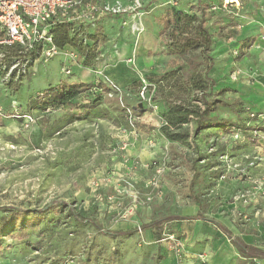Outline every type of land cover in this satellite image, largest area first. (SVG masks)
<instances>
[{
	"label": "rangeland",
	"instance_id": "rangeland-1",
	"mask_svg": "<svg viewBox=\"0 0 264 264\" xmlns=\"http://www.w3.org/2000/svg\"><path fill=\"white\" fill-rule=\"evenodd\" d=\"M99 1L107 13L55 55L0 45V264H264L211 221L264 249V33L238 21L250 0ZM202 11L211 69L201 48H177L201 38ZM128 29L133 55L110 57ZM75 82L91 86L45 94ZM204 99L212 126L197 130Z\"/></svg>",
	"mask_w": 264,
	"mask_h": 264
},
{
	"label": "built area",
	"instance_id": "built-area-1",
	"mask_svg": "<svg viewBox=\"0 0 264 264\" xmlns=\"http://www.w3.org/2000/svg\"><path fill=\"white\" fill-rule=\"evenodd\" d=\"M109 8L99 0H0V45L55 55L54 25L93 23Z\"/></svg>",
	"mask_w": 264,
	"mask_h": 264
},
{
	"label": "trees",
	"instance_id": "trees-1",
	"mask_svg": "<svg viewBox=\"0 0 264 264\" xmlns=\"http://www.w3.org/2000/svg\"><path fill=\"white\" fill-rule=\"evenodd\" d=\"M173 16L177 17V16H181L182 15V11L180 10H175L173 9ZM170 23V21H169ZM79 25H85L84 23H77V22H61V23H57L56 25H54V27L52 28V33L55 39V44L59 47H64L67 43L71 42V37L69 35V31L73 29V31L76 29V27H79ZM198 26L201 32V38L199 40H194L190 46H189V39L182 41V43L178 44V51H180V49L182 51L187 50L189 47H199L201 48L202 54L205 55L207 58L210 59V64H209V69H211L214 65V61L213 58L210 56V52L212 50V46H213V36L212 34L209 32L208 28L206 27V19H205V13H203L202 11V17L200 18L199 22H198ZM75 27V28H74ZM81 28L77 29L80 30ZM235 33L238 34V31L233 32L231 31L230 35L233 36ZM221 37H225L226 33H220ZM214 82V81H212ZM91 86V84H84L81 82H75V83H60L58 85L52 86L50 88H48L45 92V94L48 96L49 98H58L60 97V99H64L65 97L70 98V100H72L73 98H75L79 93H81L82 91L88 89ZM102 87L104 89H107V87L105 85H102ZM217 102L216 99H213L211 101L204 99V103H205V108L203 109L202 112H200V119L198 118L197 121V130L205 128V127H209L212 126L211 124H207V123H203L204 121V115L208 112H211L214 110V106L215 103ZM93 107L92 105H87L86 107ZM180 108H178L177 113L178 114H182L181 119H178L177 122L181 123V122H188L189 118H190V114L191 111L186 110V111H180ZM89 114V111H85L82 112L81 117H86ZM173 124H177L175 119L172 121ZM173 136H176V138H180L181 137V133L175 134ZM18 219L15 222H20L22 224L23 219L21 217V215H18ZM196 218H199V215H197ZM219 229H221L222 231L226 232L230 238L233 239L234 244L236 245V247L238 248L239 252L245 256V257H249V258H262L264 259V249L259 248L257 246H253L249 243H247L244 240H241L239 238L234 237V235H232V232L230 230H228V228L220 221L217 219H212L211 220ZM157 223V222H156ZM158 223H160V221H158ZM150 226L153 225V223L149 224ZM146 225V226H149ZM145 226V227H146ZM139 231V228H131V229H126V230H120V231H109L110 233H117L120 235H124V236H132L134 234H136Z\"/></svg>",
	"mask_w": 264,
	"mask_h": 264
},
{
	"label": "crops",
	"instance_id": "crops-1",
	"mask_svg": "<svg viewBox=\"0 0 264 264\" xmlns=\"http://www.w3.org/2000/svg\"><path fill=\"white\" fill-rule=\"evenodd\" d=\"M154 1L155 0H147L149 5H151ZM242 7H243V15H240V17L238 18V21L241 22L240 27L242 28L243 33L245 34V33L253 32L257 35L264 33V0H250L246 5H242ZM144 24L147 29L146 30L147 32L145 35L146 41L156 42L157 31H156L154 19L145 18ZM134 29L139 30L140 28L134 25ZM130 34L132 33L129 31V29L125 30L123 34V42L119 45V47L116 49L114 48L111 51H108L110 52L108 53L110 57H120L121 58V57H130L133 55L134 50H135L134 49L135 38L133 35H130ZM256 41L257 43L264 45V40H261L259 36L256 37ZM252 50H253L252 52L255 55L257 54V58H258L259 56H262V52L264 48L254 47ZM119 63H122V64H118V68H120L119 65H121L122 67L120 69H123V68L125 69L126 66L123 65L125 63L123 61ZM120 71L122 70L116 71L117 75L115 74V76H121L122 73H120ZM91 72L92 71L90 72L84 71V78L85 79L94 78V74ZM259 85H260L259 86L260 91L264 92V79L259 81Z\"/></svg>",
	"mask_w": 264,
	"mask_h": 264
},
{
	"label": "bare ground",
	"instance_id": "bare-ground-1",
	"mask_svg": "<svg viewBox=\"0 0 264 264\" xmlns=\"http://www.w3.org/2000/svg\"><path fill=\"white\" fill-rule=\"evenodd\" d=\"M229 2L235 3V2H239V0H229ZM136 29V27H135Z\"/></svg>",
	"mask_w": 264,
	"mask_h": 264
}]
</instances>
